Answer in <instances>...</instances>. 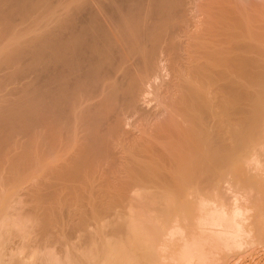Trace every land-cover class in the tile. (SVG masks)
<instances>
[{"label": "bare ground", "instance_id": "bare-ground-1", "mask_svg": "<svg viewBox=\"0 0 264 264\" xmlns=\"http://www.w3.org/2000/svg\"><path fill=\"white\" fill-rule=\"evenodd\" d=\"M0 27L18 31L0 88L25 77L0 96V152L23 150L10 182L35 181L46 213L128 210L105 250L46 264H223L264 246V0H0Z\"/></svg>", "mask_w": 264, "mask_h": 264}, {"label": "rangeland", "instance_id": "rangeland-1", "mask_svg": "<svg viewBox=\"0 0 264 264\" xmlns=\"http://www.w3.org/2000/svg\"><path fill=\"white\" fill-rule=\"evenodd\" d=\"M50 12L51 11L49 9V11L47 10V12L42 13L43 15L41 14V16H43V18L48 19L50 16V14H49ZM47 14L49 16H47ZM38 25H36V23L28 24V26H26V27L24 26L25 29L24 28H23V30L20 29V30H22L20 32L23 34L26 33L25 35H27V34H30L32 31L31 34H33V32L35 33V31H37L35 29L38 27ZM37 29L39 30L40 28L38 27ZM17 32L10 34V36L8 38H4V40L2 39V36L0 37L1 38L0 39V56L6 55L8 57V60H10V58H11L10 50L12 47L10 44H12L15 41V39L16 40L18 39L16 37ZM27 32H29V33H27ZM0 58H2V57H0ZM12 70H11L12 72H15L16 71L15 67H13ZM17 72L14 73L16 75H14L12 77V80H10L6 85H4V88H2V89L0 88V96L2 94H4V92L6 93V90H10V89L12 90L14 87H19V86L23 85V83H24L23 81L25 80V77L19 76L20 74ZM20 78H24V79L20 80ZM20 81H21V83H20ZM26 81H27V78H26ZM3 90H5V91H3ZM21 94H23V91L20 93V95ZM10 96H13V95H10ZM17 96L18 95L16 94V97ZM14 97L15 96H13L11 98H14ZM16 97L14 99H16ZM3 104H5V103H3ZM3 104H2V102H0V111L4 107ZM18 128L21 129L20 127H18ZM19 131L16 130V134ZM21 134L22 133H20V135ZM19 136H17V137L19 138ZM18 138H17V140H18ZM22 140H21V142L24 143L25 139L23 141ZM19 144H18V147H20ZM16 145H17V143H16ZM15 148H16V150H18L17 147H15ZM9 150L11 151V148L8 150H5V151L3 150L4 152H2V154L4 153V155L5 154H8V155L12 154L11 157H9L8 155L7 156L5 155L6 157L5 156L4 157L6 159H4L3 155L0 152V155L2 158V159L0 158V161L1 160L4 161L3 163L2 162L0 163V169H1L0 171L1 172L3 171L2 173L0 172V180L2 179L1 176L4 178L3 179L4 182L2 180H1L2 182L0 181L1 183H3L2 185H0V191L2 190L0 192V197L2 196V198H0V224H1L0 225V243L2 244V245L0 244V254L2 255V256L0 255L1 261H2L1 264H8V263L14 264L15 261H16L15 264H22V263L25 264L26 262H27L26 264H36V263L37 264H46L48 261L50 262L49 259H50V257L52 258L53 256H54L53 260L58 257L61 261H62L61 257H63L62 262L69 261L70 256H71V258H74V259H76V257H78V258L82 257L84 260V259H86V257H85L86 255L85 256H83V255L86 253H90V251L96 252V250H98L97 252L99 253L100 250H105L107 248V243H106V242H108L107 240L111 238L112 234H113L112 236H114L116 233H119L118 230L120 231L119 235L121 236V234L124 231V228L122 226V224L124 222L123 221L124 216L126 214V211H128L125 208H121V206L120 207L115 206V208H113V210L110 209L111 211H108L109 213H107V214L105 212L102 213L101 214L102 217L101 216H95V213L98 211L99 208H97V206L92 207L91 204H90L91 207L88 206L89 208H87V206H84V205H82V208H81V205H78L77 207H75L74 206L75 204L73 205V203L72 204L69 203L70 205L73 206L70 208V206H67L69 204H67V205L64 204L62 207L61 206L62 204L57 203L60 205L56 204L55 208L53 210H49V213L51 215L49 213H46V211L48 212V210H44V208L48 207V206L45 207V205L46 204L48 205L49 202H45L46 204H44L41 200L42 198L39 197L40 198V200H39V198L37 197V194H36V196H33L35 194H33L32 189L37 188L38 190H40L38 187H36L34 185L35 181L30 180V181L24 183L25 185L23 184L24 188H26V187L29 188L32 185V183L34 182L32 186L33 187L35 186V187L32 188V186H31L30 189H28V190H26L27 188L26 189L20 188L19 187L20 186L19 181H17L18 184H15V182H16L15 180H17L18 177H20L19 172H18L19 170L17 171V169H16V171H13L12 170L13 168L10 169V166L12 167L13 163H11L12 165H10L9 163L12 161H10L9 163H8V161L10 160V158L12 159V157H14V158L18 157L17 155H18L19 151H20V154H22L21 152H23V150L20 148L19 151H17V153H16L17 155L14 154L15 150L12 153ZM13 155H15L16 157ZM22 156H23V154L21 155V157ZM21 157H18V158H21ZM5 160H6V163H5ZM14 160L15 159H13V161ZM21 160H22V158H21ZM22 161H24V160H22ZM3 166L6 168L3 169L4 168ZM8 170H10V171L8 172ZM12 171L15 172V174L18 173V177H17V175H14V173ZM23 171L24 170H21V172H23ZM6 172H7V174H6ZM6 175H8L9 177H10V175H12L11 178L14 176V177H17V179H15L13 182H10L11 179H9V177H7ZM22 175H24V174H22ZM5 177H6L7 181L5 180ZM8 179H9V182H8ZM12 179H14V178H12ZM28 184H29V186H28ZM35 184H37V183H35ZM23 186H21V187H23ZM28 193H30V194H28ZM13 194L18 195V196H14ZM20 194H21V196H20ZM23 194H26V195H23ZM28 195L29 196L32 195L33 197L32 196L29 197ZM34 200H36V201H34ZM85 204H87V203H85ZM114 209H116V210H114ZM23 210H25V211L23 212ZM94 210H96V211H94ZM93 212H95V213H93ZM116 212L118 213V216H117ZM44 213L49 214V215H47V217L49 216V219L45 216L46 214H44ZM69 215H70V217H69ZM39 216H41V217H39ZM48 220L51 222H49ZM5 221H7V222H5ZM43 224L45 227L43 226ZM83 224H84V226H83ZM115 225L118 227L117 229H116ZM64 231H65V233H63ZM115 231H117V232H115ZM227 235H229V237H231L234 234L232 235V232H230V233H227ZM100 236L103 238H101ZM122 236H123V234H122ZM114 237H112V238H114ZM4 238L6 239V241ZM3 240L5 242H3ZM87 248L89 250H87ZM35 252H36V254H35ZM32 254H34V255H32ZM31 255H32V257H31ZM26 257H29V258H26ZM82 258H80V259H82ZM14 259H16V260L14 261ZM59 259L57 262L60 261ZM3 260H5V261H3ZM46 260H48V261L46 262ZM221 260H222L223 264H264V246H262V245H254V246L248 245L247 246V245L242 244V245H239L238 247H236L235 249L227 250L224 253H222ZM21 261H22V263H20Z\"/></svg>", "mask_w": 264, "mask_h": 264}]
</instances>
